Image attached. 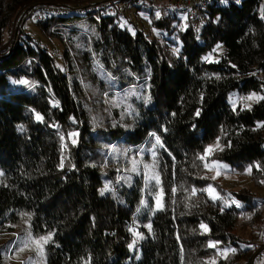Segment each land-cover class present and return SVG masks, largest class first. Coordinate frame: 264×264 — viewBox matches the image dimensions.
<instances>
[{"label":"trees","instance_id":"trees-1","mask_svg":"<svg viewBox=\"0 0 264 264\" xmlns=\"http://www.w3.org/2000/svg\"><path fill=\"white\" fill-rule=\"evenodd\" d=\"M102 1L0 0V264H260L264 100L229 97L264 96V0L73 11Z\"/></svg>","mask_w":264,"mask_h":264},{"label":"built area","instance_id":"built-area-1","mask_svg":"<svg viewBox=\"0 0 264 264\" xmlns=\"http://www.w3.org/2000/svg\"><path fill=\"white\" fill-rule=\"evenodd\" d=\"M158 1H162L166 6L173 8L175 12L183 15L194 28H199L210 5L215 3H224L228 0H104L99 4L89 7L88 9L73 11L81 13L84 12V10H89L96 13L104 9L107 10L114 4H119L123 13H136L138 7L144 5H155ZM54 11L57 10L54 9ZM231 202L236 207H239L237 206L239 203L236 200L231 199ZM250 248L253 253L257 254L259 262L264 264V240L251 245Z\"/></svg>","mask_w":264,"mask_h":264},{"label":"rangeland","instance_id":"rangeland-1","mask_svg":"<svg viewBox=\"0 0 264 264\" xmlns=\"http://www.w3.org/2000/svg\"><path fill=\"white\" fill-rule=\"evenodd\" d=\"M164 4L162 1H158L156 2V5H161ZM228 5V2H225L222 4L223 7H226ZM167 8H169V10H173V8H170L169 6H167ZM178 16L183 19V21H186L184 19V16L178 13ZM256 97H259L258 95H256ZM246 97H241L239 96L237 93L232 94L229 97V102L233 105L234 108H236L239 104L242 105L243 108H251L252 105L254 104V102L258 99H252V100H246ZM104 99L106 100V98L104 97ZM247 105V106H246ZM150 153L152 154V152L150 151ZM137 157L139 158V160H143V152H141L140 154L137 155ZM149 161V160H146ZM134 163L129 164V167H133ZM144 165V164H142ZM128 166V165H127ZM145 168V172L150 174V176L153 174L151 172H153V167L151 164L147 165L145 164V166L143 167ZM127 169V168H126ZM217 170H222L221 167ZM229 180L225 179V175L222 176V182H225L226 185H228V190L232 189H241L242 187H250L253 188V184L250 181L249 178L243 177V178H239L237 176H231L228 177ZM260 194L263 193L262 190H258ZM161 195V194H159ZM157 198V197H156ZM156 198L155 197H151L150 200L152 202L153 206H157L156 204ZM231 203V201H230ZM261 240H264V236L262 235L261 237L254 239L249 245V247H251V245L256 244L258 242H260ZM24 243H26L25 239L22 240ZM29 252H31L33 255L30 257V260H28V262L26 264H41L42 261L44 260V253L41 254L39 251H37L36 246L34 248H32ZM43 255V256H42ZM263 262V261H262ZM260 263V262H259ZM261 264V263H260Z\"/></svg>","mask_w":264,"mask_h":264},{"label":"snow or ice","instance_id":"snow-or-ice-1","mask_svg":"<svg viewBox=\"0 0 264 264\" xmlns=\"http://www.w3.org/2000/svg\"><path fill=\"white\" fill-rule=\"evenodd\" d=\"M157 15H159V14H157ZM218 47H219V46H218ZM206 59H210V58H206ZM22 83H27V81H22ZM254 98H255V99H262V100H264V96L256 97L255 94H252L251 96H248V97H246L245 99H246V100H252V99H254ZM246 106H247V105H246ZM196 115L199 116V112H197ZM37 119H38V120H42L43 118H42L39 114H37ZM262 126H264V125H262ZM70 135L74 137V136H77L78 133H70ZM62 139H63V137H62ZM156 139H157V143H159V137H156ZM73 143H75V140H73ZM229 146H230V145H229ZM215 147H217V148L220 147V145H219V141H217ZM221 150H222V149H221ZM212 151H213V146H209V147L206 149V153H205V155H202V156H200L199 158H200L201 160H204V159H205V156L208 155V154H210V153H212ZM133 163H135V162H133ZM213 167H215L216 169H219L221 166L218 165V164H216V165H209V164H207V163L205 164V168H208V169H210V170H211ZM257 167H259V166L257 165ZM135 170H136L135 167H133V171H135ZM248 172H249V173L251 172V168L248 169ZM220 174H221L220 171L217 170V171H216V176L218 177ZM213 178H215V177H213ZM149 179H150V180H155L156 184H159V183H160L159 175L156 174V173H154V172H153V174L149 177ZM205 191H207V192L209 193V195L212 197L213 200H215V199H219L218 194H215V189H214V188L209 187V188L206 189ZM173 192H175V189H173ZM101 194L103 195V192H102ZM193 194H195V189H193ZM161 196H162V189H161V195H158L157 198H156V204H157V207H162V205H161V203H160V201H161ZM237 206H239V205H237ZM147 227H148L149 229H151V225H150V224L147 225ZM201 227L204 229L205 232L208 231V227H207V225H203V224H202ZM136 235L139 236V233H136ZM29 237H30V239H31V234H30V233H29ZM51 238H52L51 235H49V236L41 237V238L36 239V240H34V241H31V242H32L33 244H35V246H36V248H37V251H39L41 254H43V245L46 244V243H48V241L51 240ZM141 238H143V237H141ZM217 244H218V242L210 243V244H209V247H211V248H216V247H217ZM249 246H250V245H249ZM130 247H132V245H130ZM21 251H23V248H21ZM235 251H236V249H234V248H232V249H224V250L220 253V255H222L225 259H227V256H228L229 252L235 253ZM212 264H216L215 260L212 261Z\"/></svg>","mask_w":264,"mask_h":264},{"label":"bare ground","instance_id":"bare-ground-1","mask_svg":"<svg viewBox=\"0 0 264 264\" xmlns=\"http://www.w3.org/2000/svg\"><path fill=\"white\" fill-rule=\"evenodd\" d=\"M238 202V201H237ZM232 203V202H231ZM239 203V202H238ZM235 206V205H234ZM236 207V206H235ZM239 207H240V203H239Z\"/></svg>","mask_w":264,"mask_h":264}]
</instances>
